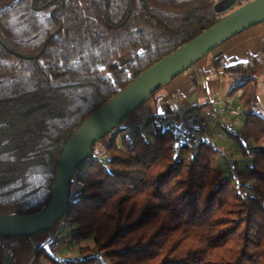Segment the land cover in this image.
Listing matches in <instances>:
<instances>
[{
	"label": "trees",
	"instance_id": "16d2710c",
	"mask_svg": "<svg viewBox=\"0 0 264 264\" xmlns=\"http://www.w3.org/2000/svg\"><path fill=\"white\" fill-rule=\"evenodd\" d=\"M224 1L0 0V215L43 211L71 136L149 68L252 2L216 12ZM262 67V55L213 61L233 81L231 96L240 94L242 126L226 135L243 158L247 143L255 147L234 176L214 143L191 150L163 117L148 120L149 135L112 139L98 158L95 145L65 215L72 244L92 237L94 246L62 264H264ZM37 257L60 264L47 248Z\"/></svg>",
	"mask_w": 264,
	"mask_h": 264
},
{
	"label": "water",
	"instance_id": "95a60500",
	"mask_svg": "<svg viewBox=\"0 0 264 264\" xmlns=\"http://www.w3.org/2000/svg\"><path fill=\"white\" fill-rule=\"evenodd\" d=\"M264 23V0H254L149 68L95 112L63 147L51 200L38 214L0 215V238H30L46 233L66 215L70 185L79 167L158 90L186 73L214 50Z\"/></svg>",
	"mask_w": 264,
	"mask_h": 264
},
{
	"label": "crops",
	"instance_id": "0c3cea01",
	"mask_svg": "<svg viewBox=\"0 0 264 264\" xmlns=\"http://www.w3.org/2000/svg\"><path fill=\"white\" fill-rule=\"evenodd\" d=\"M248 55L263 56V67L255 73L254 78L258 85V99L264 111L263 23L223 44L186 73L165 85L154 98L149 99L121 127L143 123L145 126L141 132L149 135L152 132V126L147 123L149 119L165 118L173 113L191 110L206 120L211 142L219 150L229 151L234 159L235 168L242 170L249 163L240 154L238 146L226 135L231 130L240 129L242 122L240 118H229L226 122L220 121L217 107L212 106L214 102H225L227 106L234 107L238 103L237 95L231 96L234 89L233 81L219 72L216 73L213 61L221 57L231 63H243ZM172 125L182 138L198 137V133L191 130L190 123L186 120H175L173 124H169V126ZM217 161L225 170L224 161L220 156ZM65 234L66 231L63 240H65ZM50 235L51 230L30 238H0V264H51L46 259L37 257L39 250L47 248ZM65 243H68V240H65ZM64 255H67L66 249H64Z\"/></svg>",
	"mask_w": 264,
	"mask_h": 264
},
{
	"label": "built area",
	"instance_id": "2783aa9c",
	"mask_svg": "<svg viewBox=\"0 0 264 264\" xmlns=\"http://www.w3.org/2000/svg\"><path fill=\"white\" fill-rule=\"evenodd\" d=\"M240 94L237 95V99H239ZM213 107H217V114L220 121L226 122L227 119L233 118L237 119L241 117V107L239 103H237L234 107H229L226 105L225 102H214L212 104ZM167 124H173L175 120H186L190 123L191 130L197 132V136L192 139H185L186 144H188L191 148V150H196L197 146L200 144V142L208 143L211 141V135L209 132L208 124L204 118H202L199 115H196L191 110H184L178 113H173L165 117ZM168 124V125H169ZM145 124L140 123L129 127H120L112 132L110 135L113 139L121 136H127L135 131H141L144 128ZM173 129V125L170 126ZM174 130V129H173ZM175 131V130H174ZM230 133H234V131L231 130ZM103 151L101 153V156L104 155ZM220 154L224 161V168L227 174L230 176L235 175V167L231 158V154L227 151L220 150ZM100 155L95 156V158H98ZM247 157L249 160L253 157V151L247 152ZM71 192V188H70ZM66 216H64L55 226L53 229H51V235L49 237V240L47 242L48 249L54 254L58 255L59 253V242L62 238V233L65 228L66 224Z\"/></svg>",
	"mask_w": 264,
	"mask_h": 264
},
{
	"label": "rangeland",
	"instance_id": "374dc122",
	"mask_svg": "<svg viewBox=\"0 0 264 264\" xmlns=\"http://www.w3.org/2000/svg\"><path fill=\"white\" fill-rule=\"evenodd\" d=\"M249 1H254V0H249ZM237 2H239V0H225L219 6H216V12L225 14V13L229 12L231 9H234L237 6ZM235 132L236 131H234V133ZM112 139L113 138L111 136H108L105 140L101 141L98 144L97 149H96L97 152L99 153V154L97 153L98 155L101 156V153L103 151H105V149L107 148V145L110 143V141ZM254 148L255 147H254V145L252 143H247L246 144V147H245L246 158H245V160L248 163L252 161L253 157H252L251 160H249L248 157H247V152L248 151H251L252 152ZM227 152H229V151H227ZM104 155H105V152H104ZM231 158H232V156H231ZM232 161H233V164H235L233 158H232ZM71 188L73 189V193H75L77 191V189H78V185L76 183H73V185H72ZM65 227H66L65 228L66 230L63 231L62 238H61V240L59 242V253H58V255L54 254L60 264L64 263V261H66L68 259H73V258L78 257V255H79V248H81V247L86 248L87 247V248L92 249L93 246H94L93 238L92 237H90L89 239H87L85 241L80 242L79 244H72V242H71L72 240H70L71 239L70 236L72 235V230L75 228V226L72 225V223L70 222V219H66ZM65 231H66L65 240H68V243H65V240H63V235H64V232ZM47 249H48V247H47ZM64 249H66V254L67 255H64ZM99 257H100L101 260H103L104 262H106L105 259L102 256H99Z\"/></svg>",
	"mask_w": 264,
	"mask_h": 264
}]
</instances>
